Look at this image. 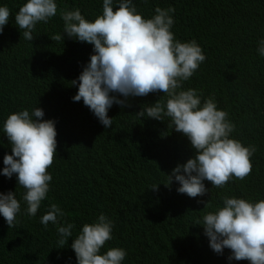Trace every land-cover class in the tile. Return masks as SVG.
<instances>
[{
	"label": "trees",
	"instance_id": "obj_1",
	"mask_svg": "<svg viewBox=\"0 0 264 264\" xmlns=\"http://www.w3.org/2000/svg\"><path fill=\"white\" fill-rule=\"evenodd\" d=\"M24 2L0 0L10 9L0 34V126L12 112L40 107L43 119L56 121L57 148L47 169L52 175L50 190L37 214L29 217L21 201L22 214L13 227L0 216V264H76L72 239L59 248L56 227L40 223L53 203L63 209L64 220L75 225L73 238L84 223L101 213L108 216L114 223L113 238L101 252L124 248L123 264H229V250L212 251L196 223L221 205V197L264 199V57L256 52L257 41L264 38V0L139 1L152 15L155 7L175 9V38L195 40L206 56L182 88L196 89L202 99L214 97L235 125L231 136L244 146H256L248 176L233 177L223 188L204 181L209 192L196 198L178 194L176 182L163 184L177 163L193 156L190 142L172 129L169 118L157 121L135 114L158 99L163 102L162 92L130 97L131 107L114 104L108 111L113 118L109 128L82 100H72L77 87L70 82L88 62L92 46L66 36L56 39L63 33L60 13L79 8L93 20L102 13V0H57V14L36 25L31 42L14 21ZM5 153L11 154V148L0 131V168ZM154 184H159L158 190L150 189ZM7 191H15L20 200L24 189L15 175H0V192Z\"/></svg>",
	"mask_w": 264,
	"mask_h": 264
},
{
	"label": "clouds",
	"instance_id": "obj_2",
	"mask_svg": "<svg viewBox=\"0 0 264 264\" xmlns=\"http://www.w3.org/2000/svg\"><path fill=\"white\" fill-rule=\"evenodd\" d=\"M140 0H102V13L86 19L79 8L60 13L63 33L56 39H69L90 44L92 54L70 86L77 87L74 102L82 100L105 127L112 126L109 109L115 104L131 107L130 97L162 92L163 102L147 104L136 116L164 121L169 118L172 129L190 142L194 154L184 163H177L166 174L165 186L177 183L176 192L190 198L203 197L212 187L223 188L233 177L243 180L252 171L251 158L255 145L244 146L231 134L235 125L228 113L219 109L214 97L203 98L196 89H183L206 56L201 46L190 40L181 42L172 31L173 7H155L154 15L140 8ZM57 0H26L15 14L14 21L26 41L34 39L38 23H48L57 14ZM10 9L0 5V34L9 22ZM256 52L264 57V38L257 41ZM119 97H123L120 99ZM42 108L22 109L10 113L0 126L9 141L11 154L3 156L0 175L16 177L24 189L20 200L15 191L0 192V216L13 227L21 213L33 217L47 198L52 175L47 169L53 163L57 148L56 121L43 119ZM159 184L150 189L158 190ZM221 205L207 211L196 225L202 226L209 247L217 254L228 249L227 261L246 260L264 264V199L252 201L236 196L221 197ZM205 207H211L207 202ZM64 211L50 204L40 217L47 228L56 227L59 248L68 245L76 264H123L127 251L111 247L101 249L112 240L113 221L104 213L91 223H84L73 238V223L64 220Z\"/></svg>",
	"mask_w": 264,
	"mask_h": 264
}]
</instances>
